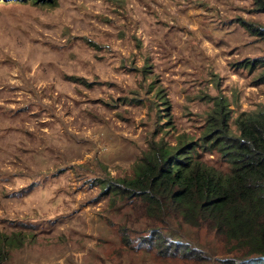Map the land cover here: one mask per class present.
<instances>
[{"label":"rangeland","instance_id":"rangeland-1","mask_svg":"<svg viewBox=\"0 0 264 264\" xmlns=\"http://www.w3.org/2000/svg\"><path fill=\"white\" fill-rule=\"evenodd\" d=\"M241 20L264 27L260 2L0 0V264H199L142 241L144 218L102 189L152 139L201 136L216 101L233 131L264 104V38ZM170 226L202 264L224 258Z\"/></svg>","mask_w":264,"mask_h":264},{"label":"trees","instance_id":"trees-1","mask_svg":"<svg viewBox=\"0 0 264 264\" xmlns=\"http://www.w3.org/2000/svg\"><path fill=\"white\" fill-rule=\"evenodd\" d=\"M256 1L264 10V0ZM241 25L264 38L263 26L244 20ZM257 60L247 61L253 67ZM258 81L264 82V73ZM227 109L216 101L195 139L175 144L152 139L136 157L131 175L104 183L103 194L119 193L135 219L144 218L148 233L141 240L154 239L160 254L206 261L190 237L171 228L176 223L195 230L197 241L200 232L209 235L214 247L205 249L213 250L216 243L224 256L217 258L219 264H264V104L241 111L234 119L236 132L227 122Z\"/></svg>","mask_w":264,"mask_h":264},{"label":"crops","instance_id":"crops-1","mask_svg":"<svg viewBox=\"0 0 264 264\" xmlns=\"http://www.w3.org/2000/svg\"><path fill=\"white\" fill-rule=\"evenodd\" d=\"M195 21L197 23L195 24L194 27H196L197 29H200V28H204L206 26L205 22L208 21V20H206L204 17H201V18H199V19H197ZM214 30H215V28H214ZM196 36L197 37H202L203 39H205V37L207 35H205V34L203 35L201 33H196ZM101 136L108 137L110 139V141L113 143L112 148L115 150V152H114L115 154H118V153L120 154L121 153V155H122L127 150V145L124 144V143H122V145L125 146V147L122 150V146L119 144L117 137L115 135H112L110 132H108V131L103 132V133H101Z\"/></svg>","mask_w":264,"mask_h":264}]
</instances>
